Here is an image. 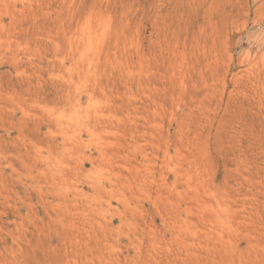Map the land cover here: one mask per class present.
Segmentation results:
<instances>
[{"label": "rangeland", "instance_id": "rangeland-1", "mask_svg": "<svg viewBox=\"0 0 264 264\" xmlns=\"http://www.w3.org/2000/svg\"><path fill=\"white\" fill-rule=\"evenodd\" d=\"M0 264H264V0H0Z\"/></svg>", "mask_w": 264, "mask_h": 264}]
</instances>
